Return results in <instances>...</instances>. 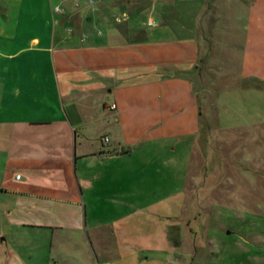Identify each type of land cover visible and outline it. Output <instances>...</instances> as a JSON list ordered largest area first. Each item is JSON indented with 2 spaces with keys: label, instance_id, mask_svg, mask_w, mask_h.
I'll return each mask as SVG.
<instances>
[{
  "label": "crops",
  "instance_id": "1",
  "mask_svg": "<svg viewBox=\"0 0 264 264\" xmlns=\"http://www.w3.org/2000/svg\"><path fill=\"white\" fill-rule=\"evenodd\" d=\"M23 1L0 0V244L12 231L51 242L74 231L121 256L133 224L162 220L173 207L163 186L159 198L141 189L148 173L200 132L197 38L175 34L171 11L147 17L151 30L141 32L130 0L112 4L132 23L102 29L104 10L47 0L57 22L21 34ZM242 2L246 30L260 36L264 0ZM25 9L31 24L37 9ZM252 56L242 53L240 81L256 80L246 69Z\"/></svg>",
  "mask_w": 264,
  "mask_h": 264
},
{
  "label": "rangeland",
  "instance_id": "2",
  "mask_svg": "<svg viewBox=\"0 0 264 264\" xmlns=\"http://www.w3.org/2000/svg\"><path fill=\"white\" fill-rule=\"evenodd\" d=\"M76 2L90 8L85 0ZM22 4L19 33L41 32L57 22L47 0ZM28 5L37 9L31 24L24 10ZM128 7L137 14L131 21L141 32L151 30L147 17L157 22L158 11H171L175 34L197 38L192 84L200 132L181 143L171 159L165 154L162 167L156 161L157 173L149 172L141 184L146 191L155 189L157 198L163 186L173 207L162 220L131 226L133 240L121 249L124 258L117 248H106L110 242H93L74 231H62L52 242L12 231L0 244V264H264V33L246 30V7L239 8L235 0H130ZM92 8L106 12L97 28L132 23L122 21L112 0H94ZM178 11L183 14L177 16ZM243 52L254 54V63L246 66L254 81L238 79ZM137 236L142 239L134 240Z\"/></svg>",
  "mask_w": 264,
  "mask_h": 264
},
{
  "label": "built area",
  "instance_id": "3",
  "mask_svg": "<svg viewBox=\"0 0 264 264\" xmlns=\"http://www.w3.org/2000/svg\"><path fill=\"white\" fill-rule=\"evenodd\" d=\"M85 1H86V4H87L88 6H92L93 3H94V0H85ZM77 6H78L77 2L74 3V7H77ZM52 12H59V8H58L57 6L53 7V8H52ZM115 21H116V22H119L120 19H119V18H116ZM151 25H152V21H151V20H147V21H146V26H151ZM98 33H99V32H98ZM82 38H83V36H82ZM111 107H112V106H111ZM104 140H106V138H104ZM17 177H18V176H16V178H17Z\"/></svg>",
  "mask_w": 264,
  "mask_h": 264
},
{
  "label": "water",
  "instance_id": "4",
  "mask_svg": "<svg viewBox=\"0 0 264 264\" xmlns=\"http://www.w3.org/2000/svg\"><path fill=\"white\" fill-rule=\"evenodd\" d=\"M0 241H1V239H0Z\"/></svg>",
  "mask_w": 264,
  "mask_h": 264
}]
</instances>
